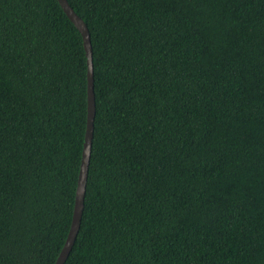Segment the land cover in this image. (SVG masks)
Returning a JSON list of instances; mask_svg holds the SVG:
<instances>
[{
    "label": "trees",
    "instance_id": "obj_1",
    "mask_svg": "<svg viewBox=\"0 0 264 264\" xmlns=\"http://www.w3.org/2000/svg\"><path fill=\"white\" fill-rule=\"evenodd\" d=\"M95 114L64 264H264V0H67ZM86 58L57 0H0V264L70 227Z\"/></svg>",
    "mask_w": 264,
    "mask_h": 264
},
{
    "label": "water",
    "instance_id": "obj_2",
    "mask_svg": "<svg viewBox=\"0 0 264 264\" xmlns=\"http://www.w3.org/2000/svg\"><path fill=\"white\" fill-rule=\"evenodd\" d=\"M68 19L78 29L86 58V124L84 141L82 145L81 159L75 188L74 202L71 214L70 227L65 241L56 257L54 264H64L79 229L83 210V199L85 193L86 176L90 156V147L93 135V120L95 114V103L93 93V65L90 35L83 20L70 7L67 0H57Z\"/></svg>",
    "mask_w": 264,
    "mask_h": 264
},
{
    "label": "clouds",
    "instance_id": "obj_3",
    "mask_svg": "<svg viewBox=\"0 0 264 264\" xmlns=\"http://www.w3.org/2000/svg\"><path fill=\"white\" fill-rule=\"evenodd\" d=\"M85 131V130H84ZM83 141H84V136H83Z\"/></svg>",
    "mask_w": 264,
    "mask_h": 264
}]
</instances>
